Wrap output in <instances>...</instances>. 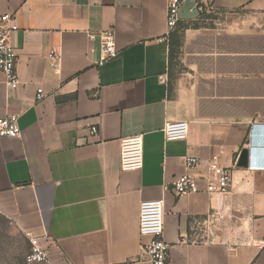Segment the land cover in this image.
I'll list each match as a JSON object with an SVG mask.
<instances>
[{"label": "crops", "instance_id": "0c3cea01", "mask_svg": "<svg viewBox=\"0 0 264 264\" xmlns=\"http://www.w3.org/2000/svg\"><path fill=\"white\" fill-rule=\"evenodd\" d=\"M198 1L218 18L203 22ZM167 3L0 0L19 78L0 84V118L21 129L0 137V215L53 264H149L139 206L158 199L170 264H264V0H181L173 58ZM103 31L118 50L107 60ZM174 120L188 134L168 141ZM135 135L143 167L121 170L120 141ZM214 154L231 168L228 193L171 192L187 155L203 190Z\"/></svg>", "mask_w": 264, "mask_h": 264}, {"label": "built area", "instance_id": "2783aa9c", "mask_svg": "<svg viewBox=\"0 0 264 264\" xmlns=\"http://www.w3.org/2000/svg\"><path fill=\"white\" fill-rule=\"evenodd\" d=\"M181 0H168L166 24L168 30H173L179 21L178 8ZM193 10L198 15L205 12L202 1L195 3ZM9 14L0 15V84L9 88L19 85L16 72L17 52L10 42ZM93 36V35H92ZM101 55L103 60L115 57L118 54L111 31L100 33ZM56 66V64H54ZM43 94L36 96L41 100ZM97 132L96 126L89 128L90 134ZM164 138L170 140H182L188 134V122L174 120L166 122L163 128ZM21 135L17 115L11 114L0 118V137L17 138ZM184 172L175 177L169 183V189L177 196L182 197L192 193L205 191L208 194H226L232 184V171L228 166L218 163L217 155H212L207 161L208 174L206 186L202 190L198 183V176L194 173L200 165L198 157L184 156L182 159ZM254 167L258 165L252 164ZM143 167V139L140 135L123 138L120 141V169L124 171L140 170ZM163 215L164 202L162 199L145 200L139 206L138 230L141 236H146L148 241L142 244V251L147 256L149 264H170V244L163 239ZM30 249L25 256L28 263L53 264L48 251L42 248L38 238H30Z\"/></svg>", "mask_w": 264, "mask_h": 264}, {"label": "rangeland", "instance_id": "374dc122", "mask_svg": "<svg viewBox=\"0 0 264 264\" xmlns=\"http://www.w3.org/2000/svg\"><path fill=\"white\" fill-rule=\"evenodd\" d=\"M216 18L218 16L206 12L201 19L211 23ZM30 246L29 237L0 215V264H33L25 259Z\"/></svg>", "mask_w": 264, "mask_h": 264}, {"label": "trees", "instance_id": "16d2710c", "mask_svg": "<svg viewBox=\"0 0 264 264\" xmlns=\"http://www.w3.org/2000/svg\"><path fill=\"white\" fill-rule=\"evenodd\" d=\"M201 15H199V16L201 17ZM179 23H180V21L177 22L176 26L174 27V29L169 34V48H170L171 58H173L175 56V54H177L179 51L180 32L185 27L184 25L179 24Z\"/></svg>", "mask_w": 264, "mask_h": 264}, {"label": "water", "instance_id": "95a60500", "mask_svg": "<svg viewBox=\"0 0 264 264\" xmlns=\"http://www.w3.org/2000/svg\"><path fill=\"white\" fill-rule=\"evenodd\" d=\"M248 163H249V151L246 148H244L241 150L237 158L236 164L238 166L245 167L248 165Z\"/></svg>", "mask_w": 264, "mask_h": 264}]
</instances>
